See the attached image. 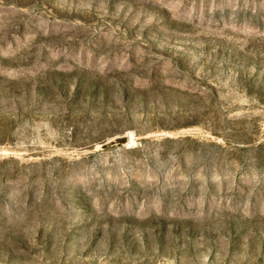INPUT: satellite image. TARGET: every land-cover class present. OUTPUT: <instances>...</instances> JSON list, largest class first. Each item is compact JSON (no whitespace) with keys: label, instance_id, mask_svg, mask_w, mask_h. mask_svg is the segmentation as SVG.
Listing matches in <instances>:
<instances>
[{"label":"rangeland","instance_id":"1","mask_svg":"<svg viewBox=\"0 0 264 264\" xmlns=\"http://www.w3.org/2000/svg\"><path fill=\"white\" fill-rule=\"evenodd\" d=\"M0 264H264V0H0Z\"/></svg>","mask_w":264,"mask_h":264}]
</instances>
